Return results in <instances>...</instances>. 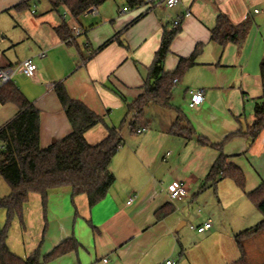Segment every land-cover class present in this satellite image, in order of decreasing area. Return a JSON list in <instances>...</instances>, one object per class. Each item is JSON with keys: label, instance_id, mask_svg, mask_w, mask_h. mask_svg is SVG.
<instances>
[{"label": "crops", "instance_id": "crops-1", "mask_svg": "<svg viewBox=\"0 0 264 264\" xmlns=\"http://www.w3.org/2000/svg\"><path fill=\"white\" fill-rule=\"evenodd\" d=\"M23 3L28 7L18 9ZM222 15L234 26L247 24L237 42L224 46L212 40ZM64 24L70 32L66 40L57 32ZM175 29L166 72L173 73L198 46L200 52L174 87L172 107L148 105L132 128L128 105L143 94L162 39ZM29 59L37 66L35 76L18 73L11 82L40 113V148L72 133L57 85L100 117L85 134L90 145L123 125L124 143L110 165L115 184L98 204L90 206L85 195H74L69 187L50 192L45 204L40 195H30L22 219L30 230L25 258L35 251L44 257L73 239L75 250L44 264L238 261L236 236L254 227L247 194L264 183V132L256 140L249 136L255 103L263 95L264 0H181L172 8L165 0H144L135 9L124 0H110L78 19L63 6L53 11L46 0H0V70ZM189 89L204 90L201 106L189 108ZM18 113L14 104H0V128ZM187 124L194 136L180 135ZM144 127L146 133L136 132ZM198 136L220 149L200 145ZM221 154L242 170L244 191L230 179L215 187L206 183ZM176 181L187 185L183 201L169 198ZM237 189L244 199L236 198ZM158 212L164 214L160 219ZM208 221L212 228L205 233L189 229ZM257 234L242 238L245 254V241Z\"/></svg>", "mask_w": 264, "mask_h": 264}, {"label": "trees", "instance_id": "trees-1", "mask_svg": "<svg viewBox=\"0 0 264 264\" xmlns=\"http://www.w3.org/2000/svg\"><path fill=\"white\" fill-rule=\"evenodd\" d=\"M46 1L53 11L63 6L74 18L78 19L110 0ZM124 1L131 9L144 4V0ZM27 7L28 3H23L17 8ZM246 31L247 24L234 26L227 17L222 15L218 17L217 24L212 30V40L224 46L228 42H237ZM57 32L62 39L66 40L70 37L66 24L59 27ZM178 32L179 29H175L170 33H165L149 69L143 94L128 105V114H133L134 117L130 123L132 128L143 116L148 105L155 104L165 109L172 107V92L176 86L174 80H179L195 63L196 56L200 52L199 46L190 58L180 60L173 73L165 71V60ZM260 77L263 95L255 103L254 122L249 129V136L253 140L258 139L264 132V59L260 65ZM55 92L72 125V133L54 142L48 148L42 149L39 144L40 113L38 109L12 82L0 87V104L11 103L19 109L18 115L0 128V177L10 189L8 196L0 198V211H6V224L3 228L0 227V264H44L77 248L78 244L72 239L65 241L44 257L35 251L29 257L22 258L10 250L8 246L9 229L16 219L22 223L24 205L28 202L30 195H40L45 204L50 192L69 187L74 195H85L90 206H94L105 199L116 181L110 165L124 143L121 136L124 125L120 129H110L109 136L104 141L92 146L86 141L85 134L101 122L100 117L83 103L71 99L64 86L57 85ZM179 131L183 137L195 135L194 130L188 124ZM197 140L200 145L220 149V146L212 145L200 136ZM222 179H230L239 189L243 191L245 189V177L242 170L228 163L223 154L211 168L206 183L215 187ZM247 198L264 218V183L248 193ZM163 216V213L158 212V219ZM263 228L264 219L256 226L236 236L241 258L233 264H247L241 240L245 236L258 233Z\"/></svg>", "mask_w": 264, "mask_h": 264}, {"label": "rangeland", "instance_id": "rangeland-1", "mask_svg": "<svg viewBox=\"0 0 264 264\" xmlns=\"http://www.w3.org/2000/svg\"><path fill=\"white\" fill-rule=\"evenodd\" d=\"M124 128H125L124 129L125 132L131 130L130 126L128 125H126ZM7 191L10 192L9 186L0 177V198H3L4 197L3 194ZM235 191H237L238 193L236 195V198L244 199V197L242 196L243 192L241 190L237 189ZM245 203H247L246 205L248 207V211H251V218L253 219L254 222L252 226L259 224L258 222H260L263 219L262 214L250 202L245 201ZM256 217L257 219L258 218L259 219L257 220ZM5 224H6V211L2 210L0 211V227L3 228ZM23 227L24 228L26 227L25 222L21 223L17 219L14 220L8 232V238H9L8 245L14 254H16L19 257L25 258L26 254L30 253L29 252L30 230L25 231ZM245 244H246L245 260L247 264H264V234L255 235L253 238H251V240H246ZM240 258L241 255L237 250V257L234 260H239Z\"/></svg>", "mask_w": 264, "mask_h": 264}, {"label": "built area", "instance_id": "built-area-1", "mask_svg": "<svg viewBox=\"0 0 264 264\" xmlns=\"http://www.w3.org/2000/svg\"><path fill=\"white\" fill-rule=\"evenodd\" d=\"M181 3V0H165V4L168 8L175 7ZM258 13V11H255ZM186 16H189V13H186ZM175 25L178 26L179 22H175ZM37 71V66L32 60H25L16 67L0 70V81L2 84H7L11 82L12 78L16 74H23L27 77H34ZM179 80H174V84L177 85ZM188 95V106L193 109L201 106L205 101L204 90L202 89H189L187 91ZM138 134H144L147 132V128H141L136 131ZM188 196V188L185 182L176 181L172 183L169 187V198L171 201H183ZM133 199H130L128 204H131ZM212 228L211 221L201 225H189L191 231L197 232L199 234L205 233ZM164 264H173L171 261H167Z\"/></svg>", "mask_w": 264, "mask_h": 264}]
</instances>
